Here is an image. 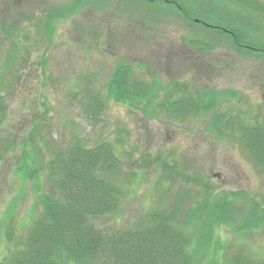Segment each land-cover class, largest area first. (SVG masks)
Here are the masks:
<instances>
[{"label":"rangeland","instance_id":"374dc122","mask_svg":"<svg viewBox=\"0 0 264 264\" xmlns=\"http://www.w3.org/2000/svg\"><path fill=\"white\" fill-rule=\"evenodd\" d=\"M123 61L157 85L222 92L217 131L208 124L215 115L174 119L148 102L131 110L105 100L99 119H87L82 102L103 98ZM0 99V264L41 213L44 173L25 181L23 158L45 168L76 138L88 146L123 141L130 185L98 228H133L177 195L193 205L205 193L213 203L238 192V206H264V172L225 123L238 112L245 127L264 117V0H0ZM170 167L178 173L170 176ZM206 225L209 247L200 243L204 233L191 232L196 264H225L236 247L264 259V223L238 234Z\"/></svg>","mask_w":264,"mask_h":264},{"label":"trees","instance_id":"16d2710c","mask_svg":"<svg viewBox=\"0 0 264 264\" xmlns=\"http://www.w3.org/2000/svg\"><path fill=\"white\" fill-rule=\"evenodd\" d=\"M169 4L175 5L173 1ZM154 79H143L129 62L123 61L106 82L105 99L91 95L82 102V113L87 119L98 120L105 100L119 102L131 110L137 109L140 102H148L174 119L199 113L215 115L208 124L212 132L217 131L216 105L220 96L225 97L222 92L201 94L197 89L191 91L186 83L170 81L161 86ZM159 88L162 98L157 103L152 101V95ZM2 105L0 99V113ZM225 123L231 130L226 134L228 138L246 143L244 150L264 172V117L245 127L238 112L230 114ZM122 147V140L116 144L101 140L88 146L76 138L54 150L45 168H35V162L30 166L23 158L24 165L19 169L25 181H34L41 174L42 179L44 173L41 213L2 264H196V250L190 248L191 232L204 233V242L200 243L209 247L212 234L206 222L213 226L232 225L236 234L259 229L264 223V206L255 199L245 208L238 206L242 194L233 192L213 203L210 194L205 193L193 205H187L181 196L178 202L177 195L164 207L149 212L133 228H98L96 220L120 210L124 191L130 185L123 184L126 172L119 154ZM169 173L171 176L178 172L170 167ZM225 264H264V259L236 247Z\"/></svg>","mask_w":264,"mask_h":264}]
</instances>
